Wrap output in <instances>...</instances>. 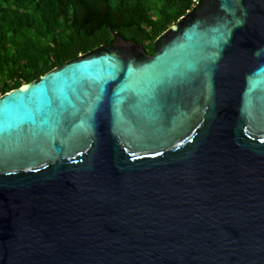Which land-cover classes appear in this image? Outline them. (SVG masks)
Here are the masks:
<instances>
[{
	"label": "water",
	"instance_id": "95a60500",
	"mask_svg": "<svg viewBox=\"0 0 264 264\" xmlns=\"http://www.w3.org/2000/svg\"><path fill=\"white\" fill-rule=\"evenodd\" d=\"M0 97V264H264V0H200Z\"/></svg>",
	"mask_w": 264,
	"mask_h": 264
},
{
	"label": "trees",
	"instance_id": "16d2710c",
	"mask_svg": "<svg viewBox=\"0 0 264 264\" xmlns=\"http://www.w3.org/2000/svg\"><path fill=\"white\" fill-rule=\"evenodd\" d=\"M200 2V0H197ZM193 0H0V97L99 46L111 32L154 54Z\"/></svg>",
	"mask_w": 264,
	"mask_h": 264
},
{
	"label": "built area",
	"instance_id": "2783aa9c",
	"mask_svg": "<svg viewBox=\"0 0 264 264\" xmlns=\"http://www.w3.org/2000/svg\"><path fill=\"white\" fill-rule=\"evenodd\" d=\"M193 3L196 5L198 2H197V0H193Z\"/></svg>",
	"mask_w": 264,
	"mask_h": 264
}]
</instances>
